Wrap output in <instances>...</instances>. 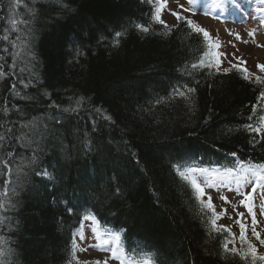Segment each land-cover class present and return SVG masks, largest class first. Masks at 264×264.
Instances as JSON below:
<instances>
[{"label":"trees","instance_id":"1","mask_svg":"<svg viewBox=\"0 0 264 264\" xmlns=\"http://www.w3.org/2000/svg\"><path fill=\"white\" fill-rule=\"evenodd\" d=\"M156 6L0 0V193H10L0 196V264H69L85 216L138 264H251L223 251L235 235L218 219L213 230L176 167L264 168V134L244 127L264 116V83L231 66L193 69L203 36L154 22Z\"/></svg>","mask_w":264,"mask_h":264},{"label":"rangeland","instance_id":"2","mask_svg":"<svg viewBox=\"0 0 264 264\" xmlns=\"http://www.w3.org/2000/svg\"><path fill=\"white\" fill-rule=\"evenodd\" d=\"M154 1L158 3V0ZM172 12L183 14L184 17L191 19L194 24L210 33L213 43L219 42L221 47L213 48V52L219 51L226 54L220 57V69L238 65L247 69L248 75L252 78L258 75L264 76V71L257 67V65H264V0H215V3L214 0H194L191 4L188 0H166V7L160 13L161 20L166 24H174L177 19L171 14ZM206 12L209 14L205 15ZM12 20V16H10L8 22H4L7 29L12 25ZM250 32H254L255 35L249 36ZM237 34L240 36L239 40L236 39ZM233 54L235 57H240L243 62L237 61ZM249 168H254L261 176H264L263 167H251L243 163L237 165L235 169L225 171L194 169L192 176L204 187L205 200H207V196H211L217 213L221 209L226 210V213L218 218L217 223L230 228L231 233L238 238L240 227L236 220L239 219L246 226L247 239L255 246L256 244L261 246L260 251L263 255L264 246L260 245L259 241L252 236V216L248 214L245 207L239 204L242 197L236 191L239 189L240 192H249L252 190L253 184L256 186V191L250 202L258 222L257 231L260 233L261 239H264V216L260 214L261 206L264 204V179L256 180L248 172ZM209 184L211 187L208 186ZM221 196H226L228 202H223L220 199ZM239 213H243V216H239ZM93 228L96 229L95 234L92 231ZM81 233L84 236L83 240L80 239ZM97 236L101 239L97 240ZM115 236V234L104 233L97 227L94 220L83 218L82 227L75 235L78 260H98L103 264V261L107 259L108 264H120L118 260L108 259L111 252L107 246L96 247L103 240H109L113 246L121 247L118 241L112 239ZM81 248L86 250L80 251Z\"/></svg>","mask_w":264,"mask_h":264},{"label":"snow or ice","instance_id":"3","mask_svg":"<svg viewBox=\"0 0 264 264\" xmlns=\"http://www.w3.org/2000/svg\"><path fill=\"white\" fill-rule=\"evenodd\" d=\"M9 2H10V6L12 8H15L17 6V4L22 2V0H9ZM148 2H151V0H148ZM188 2L191 4L194 2V0H188ZM214 3H215V0H214ZM216 6H218V5H216ZM164 7H166V0H158V4L155 7L154 12L152 13V19L154 22L160 23L164 28H169V26L163 20H161V17H160V13ZM27 13L30 17H32L34 19L35 15H36V9L33 7H28ZM171 14L177 19V21H184L186 23L188 29L190 30V33L196 34L198 36L202 35L204 38L202 54H201L199 60L196 63L192 64L191 67L193 69H197V68H203V67L211 68V67L215 66L217 68V71H219L220 70L219 69L220 57L225 56L226 54L219 52V51H217L215 53L208 51L209 49H212V48L219 49L221 47L219 42L217 41L216 43H213L210 33L206 29L194 24L191 19L185 20L184 17L180 16L176 12H172ZM208 14L209 13H207V12L205 13V15H208ZM22 22L25 24L30 23V21L28 19H25ZM17 23H18V21L15 19H13L11 21L12 25H16ZM136 27L138 29H141L144 32L149 31L148 27H143L141 25H136ZM170 30L171 29H169V31ZM121 35H122L121 32L115 33V37L117 39ZM248 35L254 36L255 33L250 32V33H248ZM4 39H7V37H4ZM236 39L237 40L240 39V36L238 34L236 35ZM245 43H247V41H245ZM209 56H211L213 58V60L215 62L214 65H213V60H207L206 61L205 58L209 57ZM233 56L237 61H239L241 63L243 62L240 57H235V54H233ZM231 67L237 68L239 71L244 72L243 78L249 79L247 69L239 68L238 65H232ZM257 67L260 68L261 71H264V65H257ZM229 70L230 69H223V71L225 73H227ZM256 80L258 83H264V81H262L259 76L256 77ZM188 91L192 92V91H194V89L189 88ZM178 94L180 96L184 95L183 92H179ZM45 95H47V94H45ZM260 95L262 98H264V92H262ZM76 103L79 104L80 102L77 101ZM65 111H68V109H65ZM97 111H99V109H97ZM258 124H259L258 127H253L252 124H247L244 127H245V130H247V131H250V132H253L256 134H264V116L259 117ZM229 131H231V130H229ZM3 139H4V137L0 136V140H3ZM38 147H39V145H37V148ZM9 155H11V154L9 153ZM232 155L235 156L236 153H232ZM32 162H34V158H33ZM257 167H261V166H257ZM5 168H7V165H5ZM176 171H177L178 175L180 176V178L182 180L186 181L190 185L191 189L193 190V195H194L195 200L200 205H202L204 208H207L211 211L212 219L209 221V223L212 225L213 230H216L217 229L216 220L218 218H220V216H223L226 213V210L221 209L220 212L217 213L215 206L213 205V203L211 201V196H207V200H205L206 193H205L204 187L202 186V184L200 182H198V180L195 177L192 176V170L191 169H189L187 171H181L179 167H176ZM201 171H203V170H201ZM248 172L251 173V175L254 176L256 178V180L264 179V176H261L260 173L257 172L254 168H249ZM35 175L38 177L50 178V174L47 172V170H44V171L37 170L35 172ZM0 183H4L6 186H8L6 181L0 182ZM205 183H207V181H205ZM238 183H240V181H238ZM208 186L211 187L210 184ZM15 191H16L15 189H11V195H15ZM236 191H237V194L242 197V199H240V201H239V204L241 206L245 207L248 211V214L252 216V221H251V223H252V229H251L252 236H254L255 239L259 241L260 245L264 246V239H261L260 233L257 231V228H256L258 222L255 218V213L253 212V205L250 202L253 193L256 191V186L253 184L252 190L249 192H240L239 189H237ZM116 192H117V194H119L120 189L117 188ZM9 195H10V193L8 191H4L3 193H0V196H3L5 198L9 197ZM220 199L225 203L228 202V198L226 196H221ZM9 202H11V201H9ZM11 203H12V207H15L14 202H11ZM6 207H8V203L5 202V199H0V209H4ZM71 211H72V208L70 207L69 212L71 213ZM260 214L262 216H264V204H262V206H261ZM238 215L242 217L243 213H239ZM84 219L85 220H88V219L94 220L95 218L91 217V216H85ZM3 222H4V218H0V223H3ZM236 223L239 224V227H240L239 240H240L241 250L238 251L235 246H233L231 249L228 248L229 243H234L235 237L232 236L230 228H228L227 226L221 225V226H219V230L224 231V232H228L229 236H232L231 240H226L222 244L223 251L225 253L231 252L233 255H239L240 258L242 260H245L246 262L248 261V259L250 257L251 258V264H257V261L264 262V255H259L257 252L256 246L254 244H252L246 238V226H245V224L242 223L239 219L236 220ZM92 231L94 234L96 233L95 228H93ZM96 238H97V240L101 239L99 236H97ZM80 239L81 240L84 239V236L82 233L80 234ZM112 239L115 241H118L119 236H115ZM5 243H6V241L2 237H0V246L4 245ZM245 245H246V248H245ZM104 246H107V248L111 252V256L108 259L118 260L120 262V264H138V262L135 261L131 256H129V254L126 253L123 248L119 247L118 245L113 246V244L110 243L109 240H103L102 243H98L96 245V247H98V248H102ZM76 249H77V244L75 243V241H73L71 249H70L71 259L69 260V264H71L72 261H75L76 264H81V262L78 260V258L76 256ZM85 250L86 249H83V248L80 249V251H85ZM83 264H101V261H98V260L97 261H91V262L84 261ZM103 264H108V260L105 259L103 261ZM141 264H150V261L145 260V261L141 262Z\"/></svg>","mask_w":264,"mask_h":264}]
</instances>
